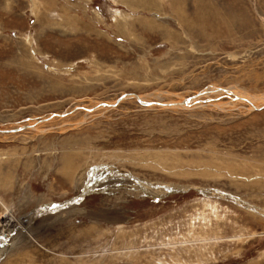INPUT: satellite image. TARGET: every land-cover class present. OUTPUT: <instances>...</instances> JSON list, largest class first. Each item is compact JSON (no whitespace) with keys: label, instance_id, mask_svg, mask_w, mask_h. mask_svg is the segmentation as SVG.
I'll list each match as a JSON object with an SVG mask.
<instances>
[{"label":"rangeland","instance_id":"1","mask_svg":"<svg viewBox=\"0 0 264 264\" xmlns=\"http://www.w3.org/2000/svg\"><path fill=\"white\" fill-rule=\"evenodd\" d=\"M237 91L264 96V0H0V264H264Z\"/></svg>","mask_w":264,"mask_h":264},{"label":"bare ground","instance_id":"2","mask_svg":"<svg viewBox=\"0 0 264 264\" xmlns=\"http://www.w3.org/2000/svg\"><path fill=\"white\" fill-rule=\"evenodd\" d=\"M237 97L244 99L246 101H250L251 103H254L255 105L257 104V106H263L264 105V96L260 97H256L253 95H243L240 91H237ZM236 95V94H235ZM137 100L142 103V104H146V103H150L147 99H145L144 96L142 95H134ZM258 100V101H257ZM194 103V102H193ZM193 103H191L190 99H185L184 101H170L168 103H162V104H167V105H175V106H180V107H190L191 105H193ZM196 103V102H195ZM112 104V103H111ZM187 109V108H186ZM65 213V212H64ZM62 213V214H64ZM34 214V213H33ZM27 217V216H26ZM57 217V216H56ZM23 220V217L18 218V220ZM17 221V219L15 220ZM14 221V222H15ZM19 232V230L16 231V233Z\"/></svg>","mask_w":264,"mask_h":264},{"label":"water","instance_id":"3","mask_svg":"<svg viewBox=\"0 0 264 264\" xmlns=\"http://www.w3.org/2000/svg\"><path fill=\"white\" fill-rule=\"evenodd\" d=\"M7 239H8V238H6V240H7ZM6 240H5V241H6Z\"/></svg>","mask_w":264,"mask_h":264}]
</instances>
